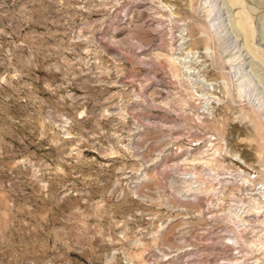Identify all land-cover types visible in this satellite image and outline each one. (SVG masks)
Listing matches in <instances>:
<instances>
[{
    "label": "rangeland",
    "instance_id": "obj_1",
    "mask_svg": "<svg viewBox=\"0 0 264 264\" xmlns=\"http://www.w3.org/2000/svg\"><path fill=\"white\" fill-rule=\"evenodd\" d=\"M0 264H264V0H0Z\"/></svg>",
    "mask_w": 264,
    "mask_h": 264
}]
</instances>
